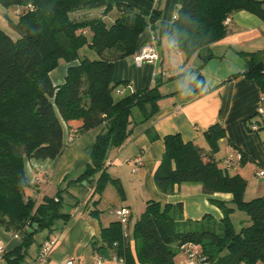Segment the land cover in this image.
Instances as JSON below:
<instances>
[{
    "label": "trees",
    "instance_id": "obj_1",
    "mask_svg": "<svg viewBox=\"0 0 264 264\" xmlns=\"http://www.w3.org/2000/svg\"><path fill=\"white\" fill-rule=\"evenodd\" d=\"M0 5L21 8L17 23L11 25L19 35L17 40L0 28V228L23 235L20 246L5 251L3 264H23L37 233H51L56 221L70 219L63 211L65 188L54 197H43L40 203L25 193V160L59 158L65 150L63 124L70 130V142L105 126L76 182L95 181L94 208L108 185L124 197L119 181L107 173L108 154L120 149L131 135L136 125L134 112L140 114L141 122L147 121L157 113L164 96L159 83L117 96L115 91L124 82H114V66L136 54L146 28L151 27L155 40L160 41L161 10L145 14L108 0H0ZM101 9L100 17L80 18L81 12ZM113 10L117 16L108 22ZM241 11L264 21L262 1L182 0L167 41L187 59L200 55L203 66L211 55L202 52L226 36L225 20ZM84 47L98 59H81L79 52ZM244 56L243 75L264 94V50ZM60 62L78 64L68 67L63 84L54 86L50 73ZM201 78L198 74L192 84ZM248 122L249 132L264 131L263 115L257 113ZM224 137L221 125L211 126L204 133L207 151L185 143L179 134L164 137L165 152L153 176L156 188L165 195L174 194L175 187L182 184L199 185L207 196L231 195L229 203L209 200L221 211V220L205 215L199 221H184L181 204L149 200L130 230H124L118 221L101 229L100 242L92 244L98 255L115 257L119 264H175L182 246L194 244L208 264H264V195L246 201V180L229 176L228 168L219 166L216 154ZM235 211L248 217V225L238 232L231 221ZM89 213L97 217L99 212ZM33 224L37 230L28 233Z\"/></svg>",
    "mask_w": 264,
    "mask_h": 264
},
{
    "label": "crops",
    "instance_id": "obj_2",
    "mask_svg": "<svg viewBox=\"0 0 264 264\" xmlns=\"http://www.w3.org/2000/svg\"><path fill=\"white\" fill-rule=\"evenodd\" d=\"M181 2L108 0L109 4H127L145 14H151L155 9L161 10L158 22L160 41L155 40L151 27H148L139 37L136 54L115 62L114 82H124L115 94L120 96L118 91H122L125 95L159 83V91L164 97L158 103L157 113L147 121L141 122L140 114L134 112L136 125L131 135L120 149L111 150L108 154L107 173L119 181L123 198L115 186L108 185L94 208L92 203L96 197L92 195L95 181L76 182L89 163L93 145L97 136L104 131V125L70 142V130L63 124L65 150L59 158L25 160L24 171L28 183L26 196L40 203L43 197H54L59 189L65 188L66 191L61 195L63 211L70 215V219L56 221L51 233H37L35 237H41V241L32 256L27 252L23 264H38L36 259L40 246L48 239H55L57 243L45 264H64L68 259H73L74 264H119L100 257L92 244L100 242L102 228L112 222H119L117 217L109 213L111 209L128 210L130 230L149 200L162 205L181 204L184 221H199L205 215L221 220V211L209 200L229 203L231 195L207 196L195 184L176 186L172 195L162 194L156 188L153 176L165 152L164 137L168 135L179 134L185 143L191 142L207 151L209 148L204 133L211 126L219 124L225 133L216 154L219 166L224 168V160L233 157L232 166L226 171L229 176H241L246 180L247 187L248 180L254 181L259 177L257 173L264 171V131L249 132L247 128L248 121L264 107V94L254 81L243 75L247 61L244 53L264 50V21L244 11L232 14L225 22L226 36L202 52L204 56L211 57L201 66L203 59L200 55L194 54L187 59L167 41L171 20ZM102 12L103 9L81 12L80 18H97ZM20 14L21 8L16 12L17 17ZM116 16L113 10L107 21L112 22ZM152 46L155 47L158 60L136 65L135 56L145 47ZM77 64L60 62L50 73L52 84H63L68 67ZM198 74L202 76L201 82L192 84ZM239 155L241 159L243 157V163L238 161ZM137 159L141 160L142 165H137ZM94 209L99 212L97 217L89 213ZM22 240L21 233L12 235L0 228V242L6 252L20 246ZM179 255L183 257L182 264H186L183 253Z\"/></svg>",
    "mask_w": 264,
    "mask_h": 264
},
{
    "label": "built area",
    "instance_id": "obj_3",
    "mask_svg": "<svg viewBox=\"0 0 264 264\" xmlns=\"http://www.w3.org/2000/svg\"><path fill=\"white\" fill-rule=\"evenodd\" d=\"M228 22V19L225 20ZM135 63L136 65H141L144 61L153 62L158 60V56L155 52V47H145L135 56ZM119 95H123L122 91H118ZM259 114L264 116V107L260 108L258 111ZM253 130H256V127H253ZM233 157H229L224 160V165L226 168H230L232 166ZM238 161L241 160V156H237ZM137 165H142L140 159L136 160ZM136 170V169H134ZM259 177L264 176V171H260L257 173ZM111 215H114L118 218L119 222L121 223L124 230L128 228L129 225V212L124 208H114L109 211ZM57 241L55 239H48L42 243L39 249V253L37 256V263L38 264H45L49 258L50 252L56 246ZM5 247L0 242V264H3V255L5 253ZM181 252L185 256V263L186 264H208L206 258L202 255L201 249L199 246L194 244H186L182 246ZM114 262L120 263L115 257L112 258ZM64 264H74L73 259H68Z\"/></svg>",
    "mask_w": 264,
    "mask_h": 264
},
{
    "label": "rangeland",
    "instance_id": "obj_4",
    "mask_svg": "<svg viewBox=\"0 0 264 264\" xmlns=\"http://www.w3.org/2000/svg\"><path fill=\"white\" fill-rule=\"evenodd\" d=\"M20 8L18 6H11L9 8H4L0 5V28L3 29L7 35L12 40H17L19 38V35L11 28L12 24L17 23L18 17L16 15V12ZM4 14V15H2ZM6 15V16H5ZM76 18L78 16H75ZM79 57L82 58H88L90 60H97L98 56L97 54L90 50L88 47H84L79 52ZM115 96V95H114ZM116 97V96H115ZM254 177V176H253ZM255 178V177H254ZM264 178L263 177H257L254 179V181L248 180V187L245 195V200L250 201L251 199L255 197H261L264 195ZM231 221L234 227L235 231H239L242 227H245L248 225V217L247 215L242 211H235L231 215ZM41 241V237L36 236L34 244L29 248L28 255L32 256L34 253V249L36 248L37 244ZM183 257L181 255H178L175 258V264H182ZM261 264V263H257Z\"/></svg>",
    "mask_w": 264,
    "mask_h": 264
},
{
    "label": "water",
    "instance_id": "obj_5",
    "mask_svg": "<svg viewBox=\"0 0 264 264\" xmlns=\"http://www.w3.org/2000/svg\"><path fill=\"white\" fill-rule=\"evenodd\" d=\"M37 230V224H33L30 228H28V233H33Z\"/></svg>",
    "mask_w": 264,
    "mask_h": 264
}]
</instances>
